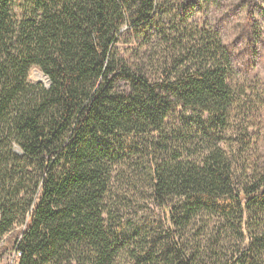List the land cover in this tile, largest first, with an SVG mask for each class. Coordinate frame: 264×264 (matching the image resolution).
Wrapping results in <instances>:
<instances>
[{"label":"trees","instance_id":"obj_1","mask_svg":"<svg viewBox=\"0 0 264 264\" xmlns=\"http://www.w3.org/2000/svg\"><path fill=\"white\" fill-rule=\"evenodd\" d=\"M16 5L0 0V254L10 250V264H219L232 232L236 249L220 263L264 264V166L243 160L248 146L236 150L256 112L251 93L229 82L217 33L193 40V66L149 81L116 45L126 23L153 26L154 0ZM32 67L47 87L29 81ZM177 109L198 115L199 127L171 125ZM145 135L156 155L154 201L172 234L173 255L161 259L109 223L114 166L136 151L116 138ZM200 223L201 254L176 231Z\"/></svg>","mask_w":264,"mask_h":264},{"label":"rangeland","instance_id":"obj_2","mask_svg":"<svg viewBox=\"0 0 264 264\" xmlns=\"http://www.w3.org/2000/svg\"><path fill=\"white\" fill-rule=\"evenodd\" d=\"M19 7L23 0H15ZM154 0L152 27L130 29L126 23L119 31L116 54L129 67L142 73L149 81H158L163 76L174 74L178 70L195 64L187 56V49L198 40L202 31L217 33L226 49L231 72L229 82L251 93V107L255 111L252 119L250 136L244 143H238L236 150L248 146V153L243 156L247 162L257 168L264 166V0ZM15 9L16 15L19 14ZM164 33V35L162 34ZM168 39V44L164 40ZM46 76L32 67L28 73L29 81L48 83L39 80ZM47 80V79H46ZM118 90L126 89V83L120 81ZM182 115L180 109L172 111L169 122L178 126L188 123L192 129L199 127L198 115ZM202 121V120H201ZM152 136V135H151ZM151 136L117 137L116 147L124 142L135 149L134 154H127L114 166L110 182L107 206L109 223L113 232L129 236L137 234L141 246H151L155 258L161 259L173 255L171 249L172 234L166 226L161 209L154 201V188L151 176L156 155ZM203 137L195 139V148L203 144ZM201 140V142H200ZM230 142V145H233ZM240 151L233 156L238 162ZM201 221V219H199ZM193 226V225H192ZM191 225L179 227L176 231L187 248L193 247L201 254V223L195 228ZM18 229L19 227L16 226ZM198 228V231L196 230ZM234 232V231H233ZM235 233L220 243L219 264L236 249ZM230 238V239H229ZM233 239V240H232ZM225 242V243H224ZM0 238V246L2 245ZM10 250L0 254V264H10ZM171 252V253H170Z\"/></svg>","mask_w":264,"mask_h":264},{"label":"bare ground","instance_id":"obj_3","mask_svg":"<svg viewBox=\"0 0 264 264\" xmlns=\"http://www.w3.org/2000/svg\"><path fill=\"white\" fill-rule=\"evenodd\" d=\"M38 79H39V80H43V82H44V83H47V80H46V78H45V77L38 76Z\"/></svg>","mask_w":264,"mask_h":264},{"label":"water","instance_id":"obj_4","mask_svg":"<svg viewBox=\"0 0 264 264\" xmlns=\"http://www.w3.org/2000/svg\"><path fill=\"white\" fill-rule=\"evenodd\" d=\"M46 79H47V83L49 84V79L46 77Z\"/></svg>","mask_w":264,"mask_h":264}]
</instances>
